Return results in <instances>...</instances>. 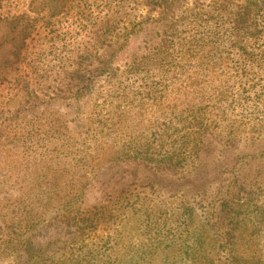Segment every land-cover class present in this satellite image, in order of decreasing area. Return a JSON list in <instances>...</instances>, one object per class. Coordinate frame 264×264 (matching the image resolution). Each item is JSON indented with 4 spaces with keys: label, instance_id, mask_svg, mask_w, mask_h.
Here are the masks:
<instances>
[{
    "label": "rangeland",
    "instance_id": "374dc122",
    "mask_svg": "<svg viewBox=\"0 0 264 264\" xmlns=\"http://www.w3.org/2000/svg\"><path fill=\"white\" fill-rule=\"evenodd\" d=\"M3 1L28 32L11 35L14 48L0 40V264L78 255L92 264H230L224 255L236 245L217 246L213 221L191 211L209 220L235 181L255 192L237 213L235 264H264V30L243 54L256 11L235 18L261 0ZM195 13L204 21L193 29ZM196 39L218 51L222 71L197 74L185 62L189 93L222 96L223 108L221 119L209 109L219 124L177 167L168 156L182 126L170 119L185 107L161 74L172 70L167 51L198 47Z\"/></svg>",
    "mask_w": 264,
    "mask_h": 264
},
{
    "label": "trees",
    "instance_id": "16d2710c",
    "mask_svg": "<svg viewBox=\"0 0 264 264\" xmlns=\"http://www.w3.org/2000/svg\"><path fill=\"white\" fill-rule=\"evenodd\" d=\"M5 1L0 0V40L2 42H7L8 45H10L12 48H14V44L16 39H12L11 35L15 33H25L28 32L27 27H22L23 24H20L21 21L24 18V15L19 14L17 10H15L14 6L9 5H3ZM254 6V8H253ZM56 7V6H55ZM257 9V10H255ZM253 11H256L253 12ZM251 12L254 14V18L252 19L253 27L251 26V31L247 32L245 36L241 41V46L239 47L241 50H243V54L248 55L249 52L247 48L255 44V37L256 33L259 31L264 30V0L259 1L258 3H254L253 5L248 6H242L238 9L237 13L235 14V18L237 19V23H242L247 19V15H251ZM207 14H210L207 13ZM195 25L192 27L193 29H196V25H198L201 21H204V15H200L199 13H195ZM210 19V18H209ZM205 21H208V18L205 19ZM18 28V29H17ZM20 29V31H19ZM175 44L174 42H172ZM179 43V41L177 42ZM194 43H198V47H196L194 44H191V49H182L181 52L178 49H172L171 51H167V58H165V61L170 62V66L172 67V70L166 71V74L164 76V71L161 74V81H170V83L173 82V84H176L177 87L174 89L175 93L179 96L177 98L180 101V105L177 107L183 106L185 107V110L182 112L181 115L173 116L170 120L171 123H175L178 127L182 126L181 129L176 128L175 133H177L176 140V146L178 147V150H175V152L168 156L172 162H174V165L179 167L180 163L185 160L184 157L187 155H197L202 146H203V139H201V136L204 134V132L210 130L213 128V126L219 124V120H213L209 117V109H211L210 113L215 114L218 118L221 119V116L219 113L216 114L217 110H221L223 108L222 105V96L216 95L211 96L207 90L206 93L209 95L208 97L203 98L200 92H197V95H194L196 93L195 90L192 91V95L189 93V88L192 86L189 82V77H183L184 71L186 72V63H193L196 66L192 69H194V72L197 74L207 73V76L211 74H218L222 71V67L218 68V64L215 60H217L216 52L207 53L204 52V46L205 44H202L198 39L195 40ZM203 48V49H198ZM241 54V56L243 55ZM251 55V54H249ZM182 56V58L180 57ZM254 56V55H253ZM243 57V56H242ZM262 58V57H261ZM253 59L248 58V60ZM264 62V58H262ZM219 60V58H218ZM184 62V63H183ZM163 67V66H162ZM246 67V66H245ZM217 68V69H215ZM216 80H208L206 82L207 87L212 90L217 84L215 83ZM166 85V84H165ZM225 89V88H224ZM215 91V90H212ZM223 93V92H222ZM219 126V125H218ZM188 128H191L190 131H187L183 134H181L182 142L180 140L178 141V137L180 133L183 130H186ZM136 151V155H140L141 153H138V149H134ZM166 154V153H165ZM135 156V157H137ZM162 158H165L164 156ZM178 164V165H177ZM195 171H198L196 169ZM237 170L233 168L231 171V174L235 176L237 174ZM228 189L217 198V209L212 210L210 213V219L206 220L205 218L202 220V217H200L198 214H196L195 209L193 208L191 213L194 216L195 219H198V221L206 222L208 221L211 223L212 228H215L217 231L215 240L217 241V246L223 247L225 250L228 249L225 245L226 242L229 241V244L236 245L235 247H231L230 249L226 250V253L224 256L226 258L224 259L225 262H228L230 264H235V260L237 259V253L239 244L237 243V240H239L240 235H237L235 231H237L240 227V219L238 218V212L241 206H244L246 203V198L250 197L249 194H255L248 193V195L242 194L243 188L237 187V181L231 182L227 184ZM237 187V188H236ZM254 197V196H252ZM149 217V216H147ZM193 218V219H194ZM147 219V218H146ZM88 221V220H87ZM145 221V220H144ZM91 219L88 222V224H91ZM233 239V240H232ZM237 239V240H236ZM196 260L199 261L198 264H214V262L211 260L203 261L202 258H196ZM69 264H92L91 258H83V256L78 255L75 262L70 261ZM126 264V263H124Z\"/></svg>",
    "mask_w": 264,
    "mask_h": 264
}]
</instances>
